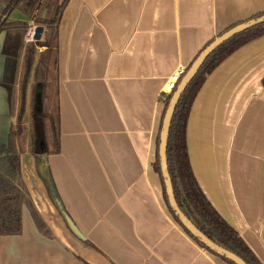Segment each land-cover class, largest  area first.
Masks as SVG:
<instances>
[{
    "label": "crops",
    "instance_id": "obj_1",
    "mask_svg": "<svg viewBox=\"0 0 264 264\" xmlns=\"http://www.w3.org/2000/svg\"><path fill=\"white\" fill-rule=\"evenodd\" d=\"M261 13L264 0H70L59 24L55 74L60 153L48 165L61 205L82 237L53 203L34 157L23 152L24 182L53 234H41L24 207L22 234L0 237V264H226L199 247L169 213L153 168L156 137L173 73ZM3 37L0 151L16 121L2 86ZM263 79L264 36L208 76L187 131L202 191L262 264Z\"/></svg>",
    "mask_w": 264,
    "mask_h": 264
},
{
    "label": "trees",
    "instance_id": "obj_2",
    "mask_svg": "<svg viewBox=\"0 0 264 264\" xmlns=\"http://www.w3.org/2000/svg\"><path fill=\"white\" fill-rule=\"evenodd\" d=\"M69 1L0 0V37L4 35L1 54L5 58L2 86L8 93V100L13 112L15 94L16 92L19 93L16 121L8 135V146L0 151V237L19 236L22 234V211L24 207L29 209L40 233L47 237H52L48 225L32 202L22 176L21 153L24 150L19 142L23 139L29 140V153L35 159L37 173L46 185L53 203L64 218L67 215L56 192L48 165V158L60 153L57 75H55L53 84L48 82L42 87L41 109H38L33 101V109L29 114L27 110L30 82L38 55L41 53V56H45L43 61L45 67L49 66L52 59L54 70L55 72L57 71L59 24ZM15 10H22L24 14H27L32 24L29 21H10L9 18ZM263 15L264 13H261L255 18ZM33 26H42L44 28V37L40 41L27 43L26 35ZM263 36L264 24L234 37L219 47L206 60L183 93L176 107L167 149L168 170L172 180L174 196L180 210L210 240L238 255L247 264L262 263L238 232L216 211L202 191L190 163L187 131L193 103L208 76L238 50ZM262 84L264 86V79ZM171 96L172 94L165 98L162 119L156 137V159L153 164L154 171L160 177L166 207L175 222L199 247L218 257L226 264H233L211 252L192 236L183 227L170 207L161 172L159 146L162 123ZM27 124L30 127L29 132L27 131Z\"/></svg>",
    "mask_w": 264,
    "mask_h": 264
},
{
    "label": "water",
    "instance_id": "obj_3",
    "mask_svg": "<svg viewBox=\"0 0 264 264\" xmlns=\"http://www.w3.org/2000/svg\"><path fill=\"white\" fill-rule=\"evenodd\" d=\"M264 24V15L250 19L243 23H240L231 29L224 32L222 35L215 38L194 60V62L187 69L185 74L183 75L180 83L176 90L172 93L171 99L169 101L163 123L160 132V146H159V158H160V166L161 172L164 179L166 193L169 199V204L174 212L175 216L178 218L183 227L188 230L192 236H194L198 241H200L206 248H208L211 252L216 254L219 257L226 259L227 261L232 262L233 264H247L242 258L233 252L217 245L212 240H210L204 233H202L188 218L187 216L180 210L175 196L172 185V180L168 170V160H167V149H168V140L170 135L171 124L173 120L174 113L176 111V107L190 83L196 77L206 60L222 45L233 39L234 37L256 28L260 25ZM44 32V28L42 26H38L35 29V41H40L42 39V34ZM4 39V37H3ZM65 220L69 229L78 237H82L81 232L76 227L72 219L65 215Z\"/></svg>",
    "mask_w": 264,
    "mask_h": 264
},
{
    "label": "rangeland",
    "instance_id": "obj_4",
    "mask_svg": "<svg viewBox=\"0 0 264 264\" xmlns=\"http://www.w3.org/2000/svg\"><path fill=\"white\" fill-rule=\"evenodd\" d=\"M23 15L26 16V18H28L27 14H24L22 12V10H17L10 16L9 20L19 19ZM26 42H27V40H26ZM27 43H29V42H27ZM41 55H42L41 53L38 55L35 66L33 68V77L31 79L30 90H29V103H28V110H27L28 114L33 109V105H34L33 101L35 102L36 107L38 109H41L42 87L44 84L46 85L48 82L53 84L55 74H56L54 67H53V64H52V59H51V62L49 63V66L47 68L44 66V63H43L45 56L44 55L41 56ZM33 91H34V95H33ZM165 91H166V87L164 88V92ZM14 101H15L14 102V112L12 111V113L14 114V116L16 118V112H17L18 106H19V93L18 92H16V94H15V100ZM52 101H53V99H52ZM162 101L164 102L165 99L162 98ZM27 117H28V123H29V120H30L29 115ZM27 131L28 132L30 131L29 124H27ZM19 144L21 145V148L24 150V152L29 153V150H28L29 140L28 139L21 140V142H19ZM50 231H51V229H50ZM51 234H53V233L51 232Z\"/></svg>",
    "mask_w": 264,
    "mask_h": 264
},
{
    "label": "built area",
    "instance_id": "obj_5",
    "mask_svg": "<svg viewBox=\"0 0 264 264\" xmlns=\"http://www.w3.org/2000/svg\"><path fill=\"white\" fill-rule=\"evenodd\" d=\"M35 29H36L35 26H33L29 29V31L26 35L27 42H34L35 41L34 40ZM185 72H186V69L180 68L176 72L173 73L170 80L167 82L165 93L172 94L176 90V88L178 87V84L180 83Z\"/></svg>",
    "mask_w": 264,
    "mask_h": 264
}]
</instances>
